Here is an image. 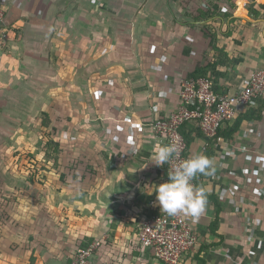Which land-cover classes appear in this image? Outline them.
<instances>
[{"label": "crops", "instance_id": "crops-1", "mask_svg": "<svg viewBox=\"0 0 264 264\" xmlns=\"http://www.w3.org/2000/svg\"><path fill=\"white\" fill-rule=\"evenodd\" d=\"M2 3L11 31L0 50V124L22 121L6 144L32 155L33 175L16 173L14 159L10 176L0 172V264H71L95 241L93 264H163L138 238L169 180L167 163L153 158V108L175 110L187 78L235 95L264 69V0ZM183 127L199 155L206 138L194 123ZM50 139L60 145L54 168L43 163ZM208 155L214 174L195 178L205 211L187 216L199 243L183 264H264L255 187L264 188V111L232 139L210 142Z\"/></svg>", "mask_w": 264, "mask_h": 264}, {"label": "built area", "instance_id": "built-area-1", "mask_svg": "<svg viewBox=\"0 0 264 264\" xmlns=\"http://www.w3.org/2000/svg\"><path fill=\"white\" fill-rule=\"evenodd\" d=\"M7 10L6 3L0 4V50L6 47L11 31L6 25ZM179 97L180 105L173 111L161 115L158 105L153 108L157 114L153 126L157 143L175 144L177 147V153L167 163L169 172L184 160L196 156L190 152L182 134L185 124L195 123L200 128L207 141L200 154L206 155L209 143L217 140L220 130L235 123L241 114L257 108L258 102L264 99V69L255 71L235 95L215 92L211 80L206 77H191L182 82ZM135 152L130 151L128 157L134 158ZM195 178L192 180L194 186ZM255 187L259 193L264 194V188ZM238 188L234 187L233 191ZM138 238L140 245L152 251L163 264H183L199 243V237L186 215L180 213L172 216L163 210L143 221ZM101 245V241H95L79 248L71 264H93V258Z\"/></svg>", "mask_w": 264, "mask_h": 264}, {"label": "clouds", "instance_id": "clouds-1", "mask_svg": "<svg viewBox=\"0 0 264 264\" xmlns=\"http://www.w3.org/2000/svg\"><path fill=\"white\" fill-rule=\"evenodd\" d=\"M177 153L175 144L158 145L154 152L155 165L163 166ZM214 161L200 154L190 157L168 173V182L158 185L156 200L168 215L184 214L196 222L206 208V193L196 187L192 180L197 174L211 176L215 172Z\"/></svg>", "mask_w": 264, "mask_h": 264}, {"label": "rangeland", "instance_id": "rangeland-1", "mask_svg": "<svg viewBox=\"0 0 264 264\" xmlns=\"http://www.w3.org/2000/svg\"><path fill=\"white\" fill-rule=\"evenodd\" d=\"M22 121L18 119H11V120H3L0 124V164L2 168H0L1 175L8 177L11 174V170L8 168L10 161L14 159V163L17 165L16 173L22 174V175H29L32 176V170L31 167H28L26 163L30 162L31 159H33L32 155H28L27 153H23L19 151L16 146H9V144H6L7 141L12 140V133L16 131V129L21 127ZM26 139V136H20L17 139H14L16 145L22 147V142ZM51 140V139H50ZM48 140V141H50ZM48 143V142H46ZM46 151L45 154V160H43V163L46 162L50 167L54 168V160L58 156L57 149L54 145L47 146V144H44ZM15 149V150H13ZM35 159V158H34ZM6 168L8 172L6 171ZM44 169V168H43ZM6 171V172H4ZM33 171H38V168H36ZM41 171V170H40ZM15 173V174H16Z\"/></svg>", "mask_w": 264, "mask_h": 264}, {"label": "trees", "instance_id": "trees-1", "mask_svg": "<svg viewBox=\"0 0 264 264\" xmlns=\"http://www.w3.org/2000/svg\"><path fill=\"white\" fill-rule=\"evenodd\" d=\"M208 79H210V78H208ZM214 91L216 92L215 89H214ZM263 111H264V100L261 102V105L258 107V109H256V110L255 109H251V110L247 111L246 113L241 114L231 127L229 126V127H226V129H224V130H220L219 133H218L217 139H220V138L232 139L234 134L240 132L241 126H242V124H244V122H251V121H254V120H261ZM43 124L46 127H49L50 121L48 119H45ZM194 126H195L196 129H198L200 131V128L195 123H194ZM184 128L185 127H182V134L184 135V137H185V139L187 141V144L190 145L192 143V141H193V138L189 137L185 133ZM50 145H54L56 147L57 153L59 155L60 154V149H59L60 145L58 143H55L53 140H50L47 143V146H50ZM208 157L211 158L210 155H208ZM57 160H58V157H56L55 161L57 162Z\"/></svg>", "mask_w": 264, "mask_h": 264}, {"label": "water", "instance_id": "water-1", "mask_svg": "<svg viewBox=\"0 0 264 264\" xmlns=\"http://www.w3.org/2000/svg\"><path fill=\"white\" fill-rule=\"evenodd\" d=\"M260 8H261L262 10H264V4H261V5H260Z\"/></svg>", "mask_w": 264, "mask_h": 264}]
</instances>
